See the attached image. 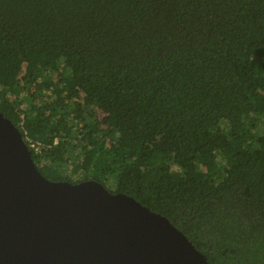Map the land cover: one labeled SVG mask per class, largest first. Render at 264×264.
<instances>
[{"label":"trees","instance_id":"16d2710c","mask_svg":"<svg viewBox=\"0 0 264 264\" xmlns=\"http://www.w3.org/2000/svg\"><path fill=\"white\" fill-rule=\"evenodd\" d=\"M0 112L49 181L264 264V0H0Z\"/></svg>","mask_w":264,"mask_h":264},{"label":"water","instance_id":"95a60500","mask_svg":"<svg viewBox=\"0 0 264 264\" xmlns=\"http://www.w3.org/2000/svg\"><path fill=\"white\" fill-rule=\"evenodd\" d=\"M0 264H208L169 220L101 183L49 181L0 112Z\"/></svg>","mask_w":264,"mask_h":264}]
</instances>
